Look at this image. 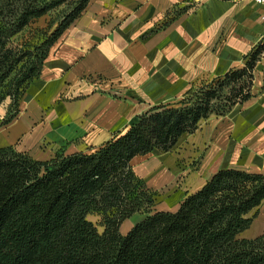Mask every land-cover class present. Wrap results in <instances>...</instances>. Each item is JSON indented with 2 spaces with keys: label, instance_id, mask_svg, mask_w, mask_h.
Instances as JSON below:
<instances>
[{
  "label": "trees",
  "instance_id": "trees-1",
  "mask_svg": "<svg viewBox=\"0 0 264 264\" xmlns=\"http://www.w3.org/2000/svg\"><path fill=\"white\" fill-rule=\"evenodd\" d=\"M89 3L0 0V106L10 101L2 125L17 117L50 49ZM56 12L47 30L18 39ZM263 50L257 46L244 68L201 84L180 102L151 108L90 153L61 151L41 162L0 149V264H264V236L238 238L264 202V175L221 170L177 212H156L158 193L131 165L155 150L169 152L202 120L253 98ZM138 213L148 216L123 235V223ZM90 216L100 218L98 225Z\"/></svg>",
  "mask_w": 264,
  "mask_h": 264
},
{
  "label": "crops",
  "instance_id": "crops-1",
  "mask_svg": "<svg viewBox=\"0 0 264 264\" xmlns=\"http://www.w3.org/2000/svg\"><path fill=\"white\" fill-rule=\"evenodd\" d=\"M189 1L90 0L50 49L17 117L1 125L0 148L41 162L61 151L90 153L151 108L244 68L264 46V6L255 0H200L175 18ZM254 76V97L202 120L173 147L183 141L179 155L155 150L132 160L148 189L167 190L160 212H177L221 170L264 175V50ZM259 210L239 239L264 236V202Z\"/></svg>",
  "mask_w": 264,
  "mask_h": 264
},
{
  "label": "rangeland",
  "instance_id": "rangeland-1",
  "mask_svg": "<svg viewBox=\"0 0 264 264\" xmlns=\"http://www.w3.org/2000/svg\"><path fill=\"white\" fill-rule=\"evenodd\" d=\"M198 4H200V0H198V1L197 0H190L186 6H184L182 8L174 9L173 11H174V14H175V18L177 17V15L183 14L188 9H196ZM59 15H60L59 12H56V13H53L51 15H47L46 17H44V18H42L40 20L34 21L28 27L27 32L21 38H18V39L21 40V41L22 40H28L29 38H31L34 35H36V34L31 35L30 34L31 32L47 30L51 20L56 19ZM49 17H50V19H49ZM47 18L49 19L48 22L46 21ZM9 105H10V101H6L3 105L0 106V128H1L2 122H3V120L6 117V114L8 112ZM182 142L183 141H181L179 143L177 148L172 150V151H174V150L176 151V149H177L176 154H178V155L181 152V150H183ZM166 193H167V190H163L162 192H158L157 203H156V206L153 209L154 211L160 212L161 210L167 209V207L164 206L165 201L167 199ZM259 214H260V210L258 212V215ZM253 215H254V213H251V215L249 217H252ZM147 216H148V214H146V213H138V214L134 215L131 219H129L126 222L123 223V225L121 227V233L123 235H127L136 225H138L139 223L144 221L147 218ZM257 218H258V216H257ZM88 219H89V221L93 222L95 225H98V222L100 220V218L97 217V216H90ZM98 229H99L100 232L103 231V229L100 228L99 226H98ZM250 234H252V235L256 234L257 235L256 229L252 228V233H250Z\"/></svg>",
  "mask_w": 264,
  "mask_h": 264
},
{
  "label": "built area",
  "instance_id": "built-area-1",
  "mask_svg": "<svg viewBox=\"0 0 264 264\" xmlns=\"http://www.w3.org/2000/svg\"><path fill=\"white\" fill-rule=\"evenodd\" d=\"M255 2L259 5L264 6V0H255Z\"/></svg>",
  "mask_w": 264,
  "mask_h": 264
},
{
  "label": "bare ground",
  "instance_id": "bare-ground-1",
  "mask_svg": "<svg viewBox=\"0 0 264 264\" xmlns=\"http://www.w3.org/2000/svg\"><path fill=\"white\" fill-rule=\"evenodd\" d=\"M255 228H256V226H254V229H255ZM257 231H258V229L256 230V233H258Z\"/></svg>",
  "mask_w": 264,
  "mask_h": 264
}]
</instances>
